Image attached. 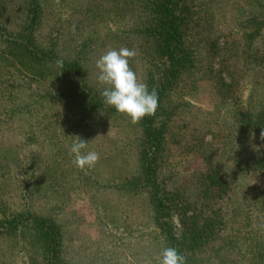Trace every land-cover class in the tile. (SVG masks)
Instances as JSON below:
<instances>
[{
	"label": "rangeland",
	"instance_id": "obj_1",
	"mask_svg": "<svg viewBox=\"0 0 264 264\" xmlns=\"http://www.w3.org/2000/svg\"><path fill=\"white\" fill-rule=\"evenodd\" d=\"M158 1L0 0V264H264V0H174L180 35ZM121 47L159 91L156 149L101 95Z\"/></svg>",
	"mask_w": 264,
	"mask_h": 264
},
{
	"label": "clouds",
	"instance_id": "obj_2",
	"mask_svg": "<svg viewBox=\"0 0 264 264\" xmlns=\"http://www.w3.org/2000/svg\"><path fill=\"white\" fill-rule=\"evenodd\" d=\"M54 3L59 6L60 0H54ZM136 55L134 49L121 47L108 50L96 61L99 70L97 79L103 85L101 95L104 103L129 117L133 124L141 122L146 116H154L159 99L156 89L149 91L147 84L131 68L130 60ZM56 63L63 68V60H57ZM260 138L264 140V130ZM87 146L88 142L79 138L69 149V154L74 157V165L80 170L94 168L100 159L99 153L85 151ZM145 264H152V261L147 260ZM157 264H187V258L176 247L165 246L160 251Z\"/></svg>",
	"mask_w": 264,
	"mask_h": 264
},
{
	"label": "trees",
	"instance_id": "obj_3",
	"mask_svg": "<svg viewBox=\"0 0 264 264\" xmlns=\"http://www.w3.org/2000/svg\"><path fill=\"white\" fill-rule=\"evenodd\" d=\"M173 1L174 0L158 1L157 8L163 13V16H164L163 25L166 28V31H167L166 33H169V34L176 33L175 35L177 34L180 35L181 26H176L177 20H176V16L174 15L176 4ZM172 40H173L172 36H167V38L165 37L163 40H161V42H163V46H162L163 51L165 50L167 53V62L171 63L170 66L174 69L178 66H182L183 63H178L176 66L174 65L173 61L176 55H175V49L173 48ZM184 65L186 66V64ZM158 94H159V91H158ZM140 123H141L143 131L146 134L147 139L149 140V143L154 144V140L157 138V136L161 135L160 128L155 126L154 118L152 116L150 117L146 116ZM153 147L155 149L158 148V146L157 145L155 146V144L152 146V148ZM153 155L152 154L150 155L151 158L149 156V159H151L150 160L151 162H149V168L151 167L154 161ZM153 186L155 188H153ZM145 187L151 190V195H154L153 197L157 196L158 189L156 188L155 184L151 183V180L148 178L146 179ZM157 201H158L157 207H159L160 213L164 216L166 214L164 208L166 207L163 205V201L160 197L158 198ZM166 225L168 226V224Z\"/></svg>",
	"mask_w": 264,
	"mask_h": 264
}]
</instances>
